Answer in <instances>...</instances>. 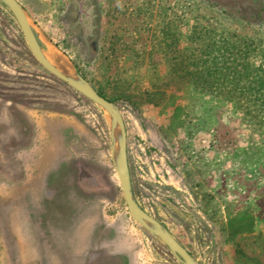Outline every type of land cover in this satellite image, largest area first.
Listing matches in <instances>:
<instances>
[{
	"label": "rangeland",
	"instance_id": "rangeland-1",
	"mask_svg": "<svg viewBox=\"0 0 264 264\" xmlns=\"http://www.w3.org/2000/svg\"><path fill=\"white\" fill-rule=\"evenodd\" d=\"M17 1L52 62L118 111L137 205L200 264H264V10L86 0L76 21L70 0ZM65 263L182 264L129 215L106 113L0 0V264Z\"/></svg>",
	"mask_w": 264,
	"mask_h": 264
},
{
	"label": "water",
	"instance_id": "water-1",
	"mask_svg": "<svg viewBox=\"0 0 264 264\" xmlns=\"http://www.w3.org/2000/svg\"><path fill=\"white\" fill-rule=\"evenodd\" d=\"M14 16L23 38L37 62L48 72L59 78L84 97L99 106L108 116L111 133V156L115 174L120 186L127 211L131 218L157 237L182 264H200L185 248L153 217L143 211L135 202L128 174L126 160V136L121 117L113 103L100 95L86 80L73 69L54 64L42 50L34 34L29 18L17 0H1ZM49 46L59 52L53 45Z\"/></svg>",
	"mask_w": 264,
	"mask_h": 264
},
{
	"label": "trees",
	"instance_id": "trees-1",
	"mask_svg": "<svg viewBox=\"0 0 264 264\" xmlns=\"http://www.w3.org/2000/svg\"><path fill=\"white\" fill-rule=\"evenodd\" d=\"M245 2L250 3V4H254L255 14H257L255 16H259L260 12H261V16H262V11L264 10V3L262 5V0H245ZM70 4H71V6L75 7V9L71 8L72 9L71 12H72V15L74 16V20L79 21L80 19L78 17L76 6H79L81 4L82 6H84L83 9H88L89 6L86 3V0H70ZM236 4H237V1L235 2V5Z\"/></svg>",
	"mask_w": 264,
	"mask_h": 264
},
{
	"label": "bare ground",
	"instance_id": "bare-ground-1",
	"mask_svg": "<svg viewBox=\"0 0 264 264\" xmlns=\"http://www.w3.org/2000/svg\"><path fill=\"white\" fill-rule=\"evenodd\" d=\"M46 56L51 60V61H54V62H57V58L55 57V54H53L52 52H46Z\"/></svg>",
	"mask_w": 264,
	"mask_h": 264
}]
</instances>
